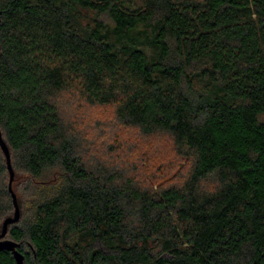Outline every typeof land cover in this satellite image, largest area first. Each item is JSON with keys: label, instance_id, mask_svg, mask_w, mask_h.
Here are the masks:
<instances>
[{"label": "trees", "instance_id": "1", "mask_svg": "<svg viewBox=\"0 0 264 264\" xmlns=\"http://www.w3.org/2000/svg\"><path fill=\"white\" fill-rule=\"evenodd\" d=\"M70 104L167 138L186 173L90 157ZM0 132L24 264H264V0H0ZM10 179L0 146V234Z\"/></svg>", "mask_w": 264, "mask_h": 264}, {"label": "rangeland", "instance_id": "2", "mask_svg": "<svg viewBox=\"0 0 264 264\" xmlns=\"http://www.w3.org/2000/svg\"><path fill=\"white\" fill-rule=\"evenodd\" d=\"M65 108L66 117L72 121L75 119L79 129L86 135L90 157L112 159L118 165L134 170L139 180L147 186L158 187L159 174L163 177V184H170L177 176L186 173V160H174L170 156L172 148L167 138H146L137 131L120 126L112 119L110 109H93L79 104L76 109L74 104L66 105ZM162 164L164 167L161 168ZM14 175L13 187L22 200L20 209L24 218L30 213L32 200L27 187L28 176L16 172Z\"/></svg>", "mask_w": 264, "mask_h": 264}, {"label": "water", "instance_id": "3", "mask_svg": "<svg viewBox=\"0 0 264 264\" xmlns=\"http://www.w3.org/2000/svg\"><path fill=\"white\" fill-rule=\"evenodd\" d=\"M0 146L6 156V160H7V165H8V169L10 171V175H11V179H10V185H9V189L12 193V197H13V202L15 205V214L14 217H9L7 218L2 226V232L0 234V252L2 251H8V252H12L15 258V261L17 264H24V256L21 252L18 251L19 248V244L13 242L12 240L9 239H5L7 232H8V227L9 225L15 224L19 221L20 219V208L17 202V197L15 195V193L13 192L12 189V183L14 180V171L12 168V163H11V156H10V152H9V148L6 145V143L4 142L3 138H2V134L0 132Z\"/></svg>", "mask_w": 264, "mask_h": 264}]
</instances>
